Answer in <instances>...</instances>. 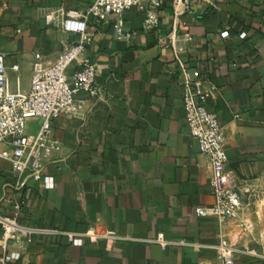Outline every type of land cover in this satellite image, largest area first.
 <instances>
[{"label":"crops","instance_id":"obj_1","mask_svg":"<svg viewBox=\"0 0 264 264\" xmlns=\"http://www.w3.org/2000/svg\"><path fill=\"white\" fill-rule=\"evenodd\" d=\"M93 1L9 0L0 51L13 90L18 78L21 89L30 88L36 52L55 58L78 38L48 24L47 14L62 18L70 5L87 9ZM189 3L176 18L167 0L155 30L144 28L138 7L125 11L122 35L116 16L90 23L87 54L101 94L79 93V113L52 122L63 145L45 169L53 187L30 179L16 189L10 162L0 160V219L15 215L24 199L21 225L78 233L95 227L98 237L74 245L66 235L37 232L29 243H11L22 253L16 264H224L222 239L233 246L235 264H264V0ZM176 25L192 35L189 65L218 87L208 106L224 125L227 171L253 185L236 220L195 213L216 199L209 159L187 125L173 50L161 41ZM40 122L30 119L29 130ZM2 233L0 224V254ZM160 233L166 248L154 241Z\"/></svg>","mask_w":264,"mask_h":264},{"label":"built area","instance_id":"obj_2","mask_svg":"<svg viewBox=\"0 0 264 264\" xmlns=\"http://www.w3.org/2000/svg\"><path fill=\"white\" fill-rule=\"evenodd\" d=\"M166 1L94 0L87 9H69L62 18L52 12L48 13V24L59 23L64 31L73 33L78 38L66 44L55 58L35 53L28 90L21 89L19 78L16 90L11 88L5 53L0 51V160L10 162L16 175V189H24L30 179L44 180L49 188L53 187V178L45 175V169L55 162L54 156L63 150V145L54 136L52 122L62 115L79 113L83 103L77 99L79 93L92 97L101 94L95 81L96 66L87 54L88 47L94 42V33L89 29L90 23H103L111 16H116V29L122 35L125 11L138 7L145 14L144 28L155 30L160 26V13ZM8 4L9 0H0V17ZM189 4V0H172L175 17H181L189 10ZM179 27L174 26L161 41L170 45L173 50V59L178 67L177 80L183 87L187 125L191 135L198 139L202 153L209 159L213 172L210 183L216 199L211 205L197 206L195 213L198 217H216L220 221L236 220L244 206L243 198L254 195L253 185L236 183L227 171L224 125L219 114L208 106L218 87L204 78L199 69L189 65L187 53L192 44V35L189 32L179 33ZM17 32L21 33L22 30L18 29ZM222 35L227 37L229 32L225 31ZM240 37L245 38L246 33H241ZM72 67L75 70L70 73ZM30 119L41 120L37 133L29 131ZM16 209L15 215L0 219L3 229L0 264H16L22 253L12 250L11 243L15 242L20 246L24 242L29 243L37 232L66 235L74 245H83L85 239L95 241L98 237L95 227L78 233L23 226L19 217L26 211L24 199L16 202ZM244 225L250 227L248 222ZM154 241L163 248L170 244L164 233H160ZM218 250L224 264H235L234 248L226 239H222Z\"/></svg>","mask_w":264,"mask_h":264},{"label":"rangeland","instance_id":"obj_3","mask_svg":"<svg viewBox=\"0 0 264 264\" xmlns=\"http://www.w3.org/2000/svg\"><path fill=\"white\" fill-rule=\"evenodd\" d=\"M70 2V1H69ZM72 4V3H71ZM69 8H82V10H85V8L84 7H74V6H69ZM40 124H41V122L40 123H38L37 125H32V126H30L29 125V127H30V132L31 133H37L38 132V130H39V128H40ZM264 200V199H263Z\"/></svg>","mask_w":264,"mask_h":264}]
</instances>
